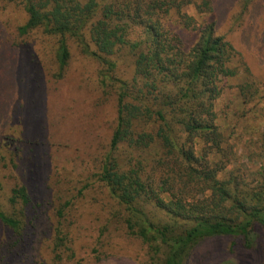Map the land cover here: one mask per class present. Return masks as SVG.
<instances>
[{
  "label": "trees",
  "instance_id": "16d2710c",
  "mask_svg": "<svg viewBox=\"0 0 264 264\" xmlns=\"http://www.w3.org/2000/svg\"><path fill=\"white\" fill-rule=\"evenodd\" d=\"M0 3L22 14L15 45L29 33L55 40L59 74L70 61V42L99 66L115 119L92 176L122 212L126 235L145 246V264H186L202 241L215 237L249 247L253 230L264 229V134L260 164L247 172L237 157L236 125L225 133L216 110L224 81L236 75L229 65L236 50L217 34L214 19L198 23L188 12L212 15L211 0ZM181 30L195 31V40L185 42ZM239 91L244 115L256 96L249 84ZM61 156L56 162L64 166L69 161ZM70 163L83 170L82 162ZM8 194L0 205V264L23 261L32 237L30 193L16 184ZM73 206L65 201L54 209L59 220L45 251L50 264H80L72 262L70 232L61 222Z\"/></svg>",
  "mask_w": 264,
  "mask_h": 264
},
{
  "label": "rangeland",
  "instance_id": "374dc122",
  "mask_svg": "<svg viewBox=\"0 0 264 264\" xmlns=\"http://www.w3.org/2000/svg\"><path fill=\"white\" fill-rule=\"evenodd\" d=\"M245 1L211 0L212 15L199 16L193 7L188 12L198 23L214 19L217 34L236 50L229 65L237 72L224 81L216 110L225 133L231 122L236 125L237 157L247 172H254L264 134V0H253L248 11ZM18 16L22 18L19 7L0 3V205H7L13 185H24L33 218L25 259L13 264H50L45 251L59 220L54 209L65 201L74 205L61 221L70 232L73 263L145 264V246L126 235L122 212L92 176L115 119L112 97L100 85L99 66L70 42V61L59 74L55 40L33 33L17 40L18 45L11 40ZM196 36L195 31L180 32L188 43ZM121 67L117 76L123 74ZM246 84L256 97L243 115L239 87ZM61 155L69 161L64 166L56 162ZM75 160L83 163L82 171L72 169ZM263 260L264 229L256 227L249 247L230 237L209 238L190 253L186 264Z\"/></svg>",
  "mask_w": 264,
  "mask_h": 264
}]
</instances>
